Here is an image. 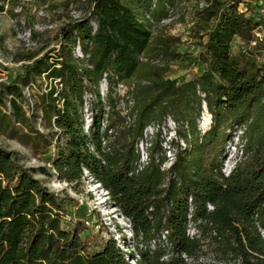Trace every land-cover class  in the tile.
Masks as SVG:
<instances>
[{"label":"trees","instance_id":"trees-1","mask_svg":"<svg viewBox=\"0 0 264 264\" xmlns=\"http://www.w3.org/2000/svg\"><path fill=\"white\" fill-rule=\"evenodd\" d=\"M19 1L0 0V14ZM33 1L50 9L75 6L81 15H67L54 46L28 58L11 83H0V129L12 124L4 111L7 97L19 124H26L24 105L33 101V114L41 111L58 135L49 161L58 178L81 183L88 172L108 192L130 222L136 264H204L200 254L210 240L232 258L228 264H264V60L258 52L264 44L251 46L261 21L240 12L239 0H205L192 27L203 44L194 60L205 68L180 84L169 75L171 64L183 58L180 39L163 20L170 17L169 7L191 0ZM237 38L249 48L235 54ZM78 42L87 59L75 55ZM42 78L47 86L34 94ZM21 84H33L31 97ZM119 84L129 87L134 102L130 124L117 111ZM86 104L92 117L88 134ZM204 106L213 125L202 133L197 118ZM168 117L182 131H175V159L163 169L167 156L159 130ZM118 125L122 131L115 130ZM151 125L158 126L151 161L137 172V144ZM237 129L243 132L242 153L226 176L223 162ZM32 135L37 144L52 147L39 130ZM71 201L0 145V264H132L114 237L94 233L89 219L74 217ZM191 207L199 230L194 237L188 234Z\"/></svg>","mask_w":264,"mask_h":264},{"label":"rangeland","instance_id":"rangeland-1","mask_svg":"<svg viewBox=\"0 0 264 264\" xmlns=\"http://www.w3.org/2000/svg\"><path fill=\"white\" fill-rule=\"evenodd\" d=\"M239 1H244V5H249L250 12L248 15L253 13L257 20L261 21L262 26L259 29V40L257 43L262 42L264 44V30L262 31V28H264V0H261L263 4L259 3L260 0ZM205 5H207L205 0L184 2L174 10L172 18L165 23L169 33L180 39L178 50L183 54V58L171 64V72L169 73L180 84L186 80L198 78L205 68L201 62L194 60L202 49L203 44L200 39L192 36L196 13ZM10 9H12V6L7 5L6 11L0 14V83H11L22 64L28 63V58L38 57L44 51L52 48L56 42L57 29L61 24L65 23L67 15L72 16L79 13L75 6H71L68 10H63L62 8L50 9L47 4H39L33 0H20L12 9V12ZM12 13L17 17H14ZM30 29L33 32V44L25 36V31ZM251 46L254 45L251 43ZM248 48V45L242 42L240 38H237L232 43V52L235 54L246 51ZM258 52L262 53L259 58L264 60V46ZM47 82L46 79H39L38 85L33 86V93L36 94L38 91L44 90ZM103 84L101 85V93L105 97L109 85ZM32 85L25 86L21 84V87L25 88L28 97H31L30 87ZM92 91H95L93 86ZM114 95L118 97L117 111L122 114L129 106L127 105V98L130 95L129 87L116 85ZM10 98L9 96L6 99L7 108H4V111L10 115L12 124L8 128L0 129V145L8 150L15 151L19 162L32 169L35 178L39 179L52 192L60 197L75 198V201L68 203V207L74 217H86L90 220V226L93 228L94 233L101 232L105 237H114L121 249L128 255L129 261L132 264H136L131 256L134 254L135 257H139V252L135 247L130 222L116 208L108 192L88 172H86L85 178L81 183H69L59 179L56 169L49 162L52 155L56 152L58 135L44 123L41 111L36 110L35 114H33L31 110L34 106L33 101L30 107L24 105V110L27 113L26 124L17 123L12 115L13 109L9 101ZM95 99L96 96L94 95ZM205 108L204 106L201 116L197 118L198 127L202 133L208 131L213 125L212 115L206 108L207 115ZM89 112H91V109H89ZM181 126L179 128L178 125L166 122L159 130L160 139L163 141L173 138L174 141H180L178 134H174V131H178V129L182 131ZM32 129L39 130L48 142L53 141L52 147H46L43 142L37 144L35 136L32 135ZM122 129V125L115 126L116 131H122ZM157 131V126H149L146 130L147 139L153 141ZM242 133L241 130L237 129L234 132L232 141L227 145L223 162L227 170L234 166L241 155L242 138L240 136ZM61 141L62 143L65 142L64 139ZM44 169L47 170L46 173ZM55 183L66 184V187L63 190H59L54 186ZM65 218L69 220V217ZM231 259V257L226 256L224 249L212 240L204 243L203 251L200 254V261L204 264H228Z\"/></svg>","mask_w":264,"mask_h":264},{"label":"built area","instance_id":"built-area-1","mask_svg":"<svg viewBox=\"0 0 264 264\" xmlns=\"http://www.w3.org/2000/svg\"><path fill=\"white\" fill-rule=\"evenodd\" d=\"M153 1H155V0H153ZM243 2H244V1H240V4H239V11L242 12V13H246V14H248V13L250 12L249 5H248V4L244 5ZM260 2L263 4V1L260 0L259 3H260ZM240 6H241V7H240ZM263 6H264V5H263ZM169 10H170V17H169L168 19H164V20H163V23H164V24H165L166 22H168V21L172 18V15H173V13H174V9H172V8L169 7ZM80 15H81V12L79 11V13H78L77 15H72V17H74V18H78ZM92 24H93L94 27H96L95 22H93ZM61 26H62V24H61ZM61 26H59L58 29H59ZM58 29H57V30H58ZM259 29H261V27L258 28V29L255 31V37H256V38H254V40H253V42H252V44H253L254 46L257 44V41L259 40V39H258V37H259V34H258V33H259ZM263 30H264V28H262V31H263ZM25 36H26L27 38H29V41L31 40V44H33V43H32L33 32H32L31 29L25 31ZM75 55H76L78 58H80V59H87V58H88V56L85 55L84 52L82 51V46H81V43H80V42L77 43L76 50H75ZM144 60H146V59H144ZM104 84H105L106 86H108V83H107V80H106V79H104ZM104 84H103V85H104ZM119 85L124 86V84H119ZM90 98H91V95H87V101H88V102H89ZM127 105H129V106H128L127 109H125V111L122 113V115L124 116V118H125V120H126V123H127V124H130V123L132 122V117H131V115H130L129 112H130V109L132 108V106L134 105L133 99H132V97H131L130 95H129L128 98H127ZM85 113H86V117H85V119H86L85 131H86V133L88 134L89 131H90V126H91V124H92V117H91V112H89V105H88V104H86ZM166 122L173 123V124L176 125V123L174 122V120H173L171 117H168V118L166 119ZM166 122H165V123H166ZM165 123H164V124H165ZM152 126H156V125H151L150 127H152ZM102 127H103V130H106V129H107V127H108V122H107L106 120H104V121L102 122ZM147 128H148V127H147ZM146 130H147V129H146ZM157 130H158V126H157ZM175 133H176V132L174 131V134H175ZM108 134H109V135H113V134H114V131H113L112 129H110V130L108 131ZM152 134H153V131H152ZM174 137H175V136H174ZM151 138H152V136H151ZM103 141H104V145H106L107 142H108V140H107L106 138H104ZM172 141H173V138H170V139H165V140H163V143H162V144H163V147H164V149H165V151H166V156H167V161H166L165 164L163 165V169H167V168H169V167L171 166V164L173 163L174 159H175V149L173 148V146H172V144H171ZM181 143H182V145H184L183 141H181ZM151 144H152V141H150V140L147 139V133H146V131H145L144 138L141 139V140L139 141V143L137 144V151H138V153H139V160H138V162H137V164H136V170H137V172H139L140 170H143L147 165H149V163H150V161H151V157H150V153H149V148H150ZM241 153H242V152H241ZM235 163H236V162H235ZM234 165H235V164H234ZM233 168H234V166L231 167L229 170H227V169L224 167V168H223V172H224V174H225L226 176H229ZM209 208H210V209H213V207H212L211 205L209 206ZM192 215H193V207H191V209H190V215H189L190 222H189V225H188V234H189L190 236L194 237V236H197V235L199 234V230L197 229L196 225H195L194 222L192 221ZM193 228H194V229H193ZM192 229H193V231H192ZM263 233H264V232H263Z\"/></svg>","mask_w":264,"mask_h":264},{"label":"bare ground","instance_id":"bare-ground-1","mask_svg":"<svg viewBox=\"0 0 264 264\" xmlns=\"http://www.w3.org/2000/svg\"><path fill=\"white\" fill-rule=\"evenodd\" d=\"M205 112L207 113V109H206V108H205ZM207 115H208V113H207ZM54 186H55L57 189H59V190H63V189H65L66 184L55 183Z\"/></svg>","mask_w":264,"mask_h":264}]
</instances>
